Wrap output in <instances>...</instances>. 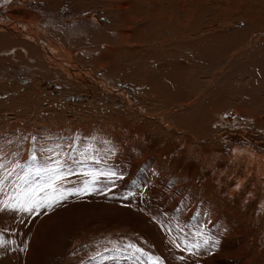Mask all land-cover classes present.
<instances>
[{
    "label": "rangeland",
    "instance_id": "374dc122",
    "mask_svg": "<svg viewBox=\"0 0 264 264\" xmlns=\"http://www.w3.org/2000/svg\"><path fill=\"white\" fill-rule=\"evenodd\" d=\"M36 1L48 14L50 35L36 28L27 50H15L11 57L26 55V60L33 61L35 75L22 65L18 67L24 71L17 72L16 78L7 72L15 78L13 82L21 83L22 91L15 94L10 89L12 97H0V264H264V177L254 173L246 156L255 151L264 159V127L256 124L258 118L264 119V79L255 85L261 92L249 103L260 107L258 115L239 111L235 123L227 120L208 128L209 137L224 129H246L250 135L238 144L235 155L234 146L221 140L210 145L202 140L199 144L205 148L176 133L174 140L163 141V132L174 130L159 127L144 115L145 111L150 116L163 112L169 120L177 118L182 110L170 112L169 97L175 103L182 90L191 102L196 101L211 81L210 73L228 74L232 83L242 86L239 70L253 59L252 49L264 47V29L216 41L222 43L212 59L224 65L237 51L235 62L240 63L234 68L211 65L210 69L195 60L199 56L195 53L186 70L173 58L177 54L172 36L164 33L176 36L175 21L168 30L161 16L184 6L196 9L197 25L208 19L215 22L220 15L223 26L221 17L226 13L219 0L187 4V0ZM249 1L253 11L264 12V0ZM105 4L122 12L105 9ZM13 7L14 14H26L21 5ZM31 11L34 22L43 25L46 19L36 18L38 13ZM87 14H95L96 19H78ZM59 15L65 18L59 24L67 31L65 37L51 32ZM135 20L139 21L136 29L131 26ZM193 23L188 21L194 31ZM124 34L130 38L112 56L114 60L102 61L106 52L102 45L119 49V35ZM1 45L7 42L0 39V50ZM187 45L182 43L181 48L189 54L192 49ZM69 57L90 72L83 73L76 65L70 70ZM195 76L200 82L194 81ZM1 78L6 77L0 71ZM11 83L4 79L0 90ZM53 83L66 87H53ZM112 84L123 91L130 88L136 98L131 104L137 110L109 87ZM196 105H201V99ZM226 107L237 111L229 102ZM202 114L200 110L194 115ZM204 132L200 139L209 138ZM137 140L144 151L135 144ZM205 155L209 164L203 161ZM57 162L68 173L57 186L74 194L32 212L5 207L14 204L19 177L40 181L42 170L57 167Z\"/></svg>",
    "mask_w": 264,
    "mask_h": 264
},
{
    "label": "bare ground",
    "instance_id": "6f19581e",
    "mask_svg": "<svg viewBox=\"0 0 264 264\" xmlns=\"http://www.w3.org/2000/svg\"><path fill=\"white\" fill-rule=\"evenodd\" d=\"M188 1H190V0H187L186 4L188 3ZM219 1L221 2V7L225 11L224 13H226L225 16L221 17V19L223 21V26H221V23L219 22V16L220 15L217 16L215 22L208 19L209 22L214 23V24H210L208 21H203V24L199 25L200 24L199 23L197 25L195 22H197L199 20H197V17H195V15H193V13L196 12V9L195 8L194 9H187L184 6H182L181 8L178 7L175 12L173 11V12L168 13V14H173L174 17H170L168 14H167V16H164V15L161 16L162 18L165 19V21H167L168 30H170L172 23L175 21V25H176L177 30L180 33V35L179 36L177 35L178 32H177L176 36L170 31L164 32V33L166 35L170 34L172 36V38H173L172 44L173 45L176 44V49H174V52L177 54V56L175 55L176 57H173V58L181 61V64L184 66V68L186 70L189 69L188 67H190V64L193 62V57H194L195 53H199L198 58H196L195 60L198 61L200 64L202 63L203 65H208V68H210L209 66H211V65L214 67H219V68H220V66L222 68V67H228L229 65H231L230 67L234 68L238 63H240V61L235 62V60L238 58V56H236L237 51H234L233 55L230 54V55H232L231 60L225 61L224 65L218 64L217 59H216V62L214 61V59H212V58H215L212 55H215L216 52H218L219 47L221 46V43H222L221 42V43L217 44L216 41H219V38H224L225 36H226V39L229 38L230 36H231L230 38H236L240 35L244 36V35L248 34L249 32H254L256 30V28H259V27L264 29V12L262 14H260L259 12L257 13L255 11H253V9H252L253 3L251 4L249 0H219ZM1 2H4L6 4V6L3 5L0 8V39L7 42V45H3V46L1 45L2 49L0 50V56H1L0 57V71L3 72L4 76L6 77V78H1L2 81H0V84L2 82H4V79H8V81H12V83L9 84L8 86H6L4 90L2 89L3 91L0 90L1 91L0 97H5V96H7V97L11 96L12 97L10 89H13L15 94L16 93L20 94L22 91V89L19 88V86H21L20 85L21 83L20 82L18 83L17 80L15 82H13L16 78L15 74L17 72L24 71L22 68H20L18 66L22 65L25 68V70L30 71L29 74L33 73V76L35 75V73H34L35 67L32 66L33 61H28L25 59L26 55L24 57H21L20 54L18 55V53L15 55V57H13V56L11 57V55L14 54L15 50H17V51H21V50L26 51L27 50V47L30 44L28 39L32 38L34 36V34L36 33V28L38 31L41 30L42 33H46V34L50 35V33H47V31H46V29L48 28V26L46 24L50 20L47 19L48 14H47L44 6L38 7L39 4L36 0H0V3ZM15 4L21 5L23 10L26 11V14L25 15L14 14L13 5H15ZM25 7H26V9H25ZM27 7L30 8L31 10L35 11L36 13H38L36 18L46 19V20H43V23H44L43 25L41 23L34 22L35 15L31 10L29 12ZM104 8L108 9L110 11L115 10V9L109 8V4H105ZM154 9H156V8H154ZM125 10H127V9H125ZM115 11L122 12L120 10H115ZM212 11L213 10L209 9V12H212ZM228 11H235V12L237 11L238 14L237 15L236 14L235 15H228ZM105 14H107V11H105ZM30 17H31V20H30ZM59 17H60V20L59 21L57 20V22H58L57 26H55L51 30V32L54 33V31H55V32L59 33L58 36L65 37L67 35V31L64 30L65 28H62L61 26H59L60 21L65 22V18L61 15H59ZM88 17H92V18L96 19L95 14L82 15L78 19L83 20V19L88 18ZM57 18H58V16H57ZM162 18H160V19H162ZM102 19H103V17H102ZM188 21L194 22L193 23V26L195 27L194 31H193L192 26H189ZM137 24L139 27V21L135 20L134 23H131V26L134 29H136ZM50 26H51V24H50ZM100 26H102V25H100ZM246 26H248V27H246ZM105 27L107 30V28H109V25H106ZM132 34H133V32H132ZM162 34H163V32L161 33V35ZM119 37H120V40L117 43L118 47H120L119 49H115L112 47H105L104 45H102V48L106 49V52L101 55L102 61H104V62L113 61L114 59H112L113 58L112 56L117 55L118 51L120 49H122L123 46H125L124 42L128 38H130V35L124 34L123 36L119 35ZM154 43L157 45L159 44L156 41ZM182 43H183V45L188 44L187 46L191 47L192 50L189 52V54H186L185 48H183V47L181 48ZM227 43H229V42L226 41V43H224L223 46ZM10 44L13 47H10L11 46ZM61 46H62L61 49H64L63 45H61ZM248 46H249V42H248ZM252 50H255L252 53L253 59L250 58L245 64H243V65L247 66L245 70H242V68L239 70V73H240L239 80H240V84H243L242 86H237L238 83H234V82L232 83V80L230 79V76H228V74L218 73V74H214V76H212L210 73L208 75V78H211V81L208 82L207 87H203V90H202L200 96L198 97V99L196 101L191 102L192 100L189 99L187 93H182V90L178 91L179 92L178 93L179 98L177 97V99H179V100H176L175 103H173V101L169 97V99H170L169 104H170V106H173L171 108L170 112H173L176 109L182 110V112L181 111L177 112L179 115L177 118H175V119L171 118V120H169L163 114V112H162V115L155 114L154 116H150L146 111L144 112V115L147 118H151V119L156 120L158 122L159 127H167V128L174 130V131H171V130L164 131L163 132V141H165L166 139L174 140L176 138V133L177 134L181 133V134L187 135V136H184V138H187L188 142L190 144L198 145L201 147H205V146L199 144V142L204 143V141H202V140H206L207 143H209L208 145L212 144V142H214V141L221 140L224 144L234 146L232 148V151H233V154L235 155V153H236L235 151L238 147V144L245 141L244 138L248 137L250 135L249 132L244 128L240 129V130L224 129L222 132L217 133L218 136H210L209 137L210 132H208V128H210L211 126H214V125L215 126L220 125V124L224 125L227 122V120H229L230 123H232V122L235 123L237 121V116H234V115L239 114V111L241 113H243L244 115H246L248 113L253 114V115H258L260 113V107L259 106L253 108L251 105H249V103L252 102L251 100H252L253 95L256 97V95L259 92H261L260 87H257L255 85H257V83L260 80L264 79V47H262L261 49H257V50L252 49ZM44 51L47 53V51H48L47 47L44 48ZM242 51H244V50H242ZM242 51L239 50V52H242ZM227 54H228V52H227ZM224 55H225V53H224ZM18 56L21 59H19ZM6 59H9L10 61H7ZM211 59L214 61V63L211 61L214 65L209 63V61ZM256 60H258L259 62H257ZM21 61H24V62H21ZM179 61H178V63H179ZM68 62L71 63L70 67H69L70 70L72 69V67H74V65H76L81 69V71L83 73L84 72H90L89 68H85V67H82L80 65L73 63L71 61L70 57L68 58ZM38 63H42V61L38 60ZM38 65H40V64H38ZM7 72L11 74V78L13 76H15V78H13L14 80H12L9 77V75H7ZM92 73L94 74V76H96V74L94 72H92ZM28 75L25 77V79L27 81L26 80H23V81L30 83V81L32 79ZM260 75H261V77H259ZM17 78H19V75ZM95 79L98 80V77H96ZM194 81L200 82L199 78L197 76L194 77ZM51 85L53 87H63V88L66 87V86H60V85L54 84V83ZM28 86L29 85H27L26 87H28ZM109 87L112 90L122 94L125 97L126 103L130 104L129 106H131L132 110H137L135 108L134 104H131V103H134V101L136 102V98H135L134 94H132L133 95L132 96L129 93V91H130L129 87H127V91L120 90V88H118V85H114V84L110 85ZM119 87H122V86H119ZM240 94H242V97L240 99H238L237 97ZM200 99H201V105L194 106V104H196ZM177 101H184V102L176 103ZM64 102H66V101H64ZM228 102L231 103L232 105H234L236 107L237 111H229L228 107H226V106H228ZM168 108L169 107H165L163 109H168ZM200 110L203 111V114L201 116L194 115L195 112L200 111ZM167 111H169V110H167ZM230 115H232V116H230ZM239 115H241V114H239ZM220 117L222 118L221 120H220ZM226 117H228V118L225 120ZM235 119H236V121H235ZM238 119H239V117H238ZM242 122L244 123V120ZM256 124L260 127H264V119L258 118L256 120ZM202 130L205 131L204 133L207 134L209 138L200 139L199 136L202 134ZM225 131L227 132L226 134H225ZM178 139H183V137L179 135ZM139 141H141V140H137L135 144H140ZM121 143H123V142H121ZM117 145L118 144H116L115 146H117ZM137 146H139V147L141 146V150L144 151L145 148H144L143 144H140ZM121 147H122V145H121ZM134 147H132V148H134ZM126 148H128V147L126 146ZM205 148H207V147H205ZM216 151H217L216 149H213L212 154H215ZM118 155H120V154H118ZM205 156H207V155H205ZM246 156H249V158H250L251 167H253V169H255L254 173L259 177H264V159L262 158V156L258 155L255 151H253V153H249ZM208 158H209L208 156L204 157L205 160H203V161L206 164H209ZM156 159L160 160L162 162L161 164H163L164 159H161L159 157V155L156 157ZM245 181H246V179H244V182ZM252 192H254V191H252ZM211 193H213V192H211ZM253 194H255V193H253ZM212 195H214V194H212Z\"/></svg>",
    "mask_w": 264,
    "mask_h": 264
},
{
    "label": "snow or ice",
    "instance_id": "6c2138e0",
    "mask_svg": "<svg viewBox=\"0 0 264 264\" xmlns=\"http://www.w3.org/2000/svg\"><path fill=\"white\" fill-rule=\"evenodd\" d=\"M57 165L55 168L43 169L44 175L40 181H30L27 175L19 177L21 183L17 186L16 196L13 197L14 204H6L5 207L32 212L40 208H50L53 203H58L59 199H66L67 195L74 194L71 190H62L57 186L58 182H61L68 174L61 171L59 162ZM36 175L41 176V170H37Z\"/></svg>",
    "mask_w": 264,
    "mask_h": 264
},
{
    "label": "crops",
    "instance_id": "0c3cea01",
    "mask_svg": "<svg viewBox=\"0 0 264 264\" xmlns=\"http://www.w3.org/2000/svg\"><path fill=\"white\" fill-rule=\"evenodd\" d=\"M232 120H233V119H232ZM235 120H236V119H235ZM236 128H238V129H242V128H240V126H238V127H236ZM236 128H235V129H236Z\"/></svg>",
    "mask_w": 264,
    "mask_h": 264
}]
</instances>
